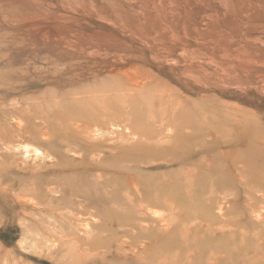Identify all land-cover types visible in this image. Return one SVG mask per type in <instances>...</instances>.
<instances>
[{
    "label": "rangeland",
    "instance_id": "obj_1",
    "mask_svg": "<svg viewBox=\"0 0 264 264\" xmlns=\"http://www.w3.org/2000/svg\"><path fill=\"white\" fill-rule=\"evenodd\" d=\"M0 264H264V0H0Z\"/></svg>",
    "mask_w": 264,
    "mask_h": 264
},
{
    "label": "bare ground",
    "instance_id": "obj_2",
    "mask_svg": "<svg viewBox=\"0 0 264 264\" xmlns=\"http://www.w3.org/2000/svg\"><path fill=\"white\" fill-rule=\"evenodd\" d=\"M127 119V118H126ZM113 125V124H112ZM112 127V126H111ZM95 128V127H94ZM94 133V132H93ZM98 133V132H97ZM100 133V132H99ZM96 134V133H95ZM18 148V147H17ZM24 152L26 154H29L30 152L33 153V155L35 157H45L47 154L45 152H43L40 148H38L37 146H31V145H27L25 144L24 146L21 147ZM76 149V148H75ZM166 150L167 149H162L161 151L158 150V151H145V149H139L136 151V153H131V154H128V158L126 159L127 162L129 163H124L122 166L120 164H110L112 165V168L113 169L112 171H110V173H115V174H112L111 177L108 176V178H113V182L109 183V184H106V183H103V186H102V189L101 191L99 190H96L94 193H89L88 196L90 198H92L94 201H90L88 204H101L102 207H103V212L101 213L105 218L107 217L108 220H109V224L112 225V220H111V216H108L109 214V205L112 203V206H114L113 204H115V207L117 205H125V197H122L117 195L115 196L114 198L113 197H109L107 192L106 191H110V187H114V185L118 186L120 184L119 180L121 181V179H119L118 175H125V170H133V169H137L139 166L138 164H153L155 162V160H157L159 157L161 156H164L166 155ZM139 152V153H137ZM120 154V153H119ZM121 157H124V155H121V156H118L117 158L115 159H119ZM130 162H135V164H132L133 166H131V163ZM137 162V163H136ZM106 164V163H105ZM104 165H101L100 167H103L105 166ZM119 165V166H118ZM117 166V167H116ZM103 176V175H102ZM129 178V177H128ZM124 179H125V176H124ZM135 180L132 181V186H127L124 188L125 190H123L124 192H126V194L128 195H136V196H141V195H146L154 190H159V189H167L169 188V186L165 185V186H161L160 184L158 183H151V184H147V185H144V186H141V184L138 185V183L140 182L139 179H136L134 178ZM158 181V180H157ZM135 182V183H133ZM128 184V183H126ZM98 188V187H97ZM109 188V190H107ZM111 193V192H109ZM122 193V192H121ZM82 195H85V193L81 194H75L74 196H78L79 197V200H78V203L79 204H82V200L80 198V196ZM72 196V197H74ZM125 196V195H124ZM132 196L130 198H132ZM72 197H69L68 200H70ZM76 198V197H75ZM88 197H86L87 199ZM115 200V201H114ZM130 201V199H127ZM124 201V202H123ZM133 201V200H132ZM131 201V202H132ZM130 202V203H131ZM151 203H157L158 202V199L156 198H152L150 200ZM85 203V202H83ZM128 203V202H127ZM133 204V203H132ZM103 205H106V206H103ZM171 206V205H170ZM105 207V208H104ZM124 208V207H123ZM127 208V206H126ZM122 209V208H121ZM97 222V221H96ZM107 224L105 223L104 225H98L102 228H104Z\"/></svg>",
    "mask_w": 264,
    "mask_h": 264
}]
</instances>
